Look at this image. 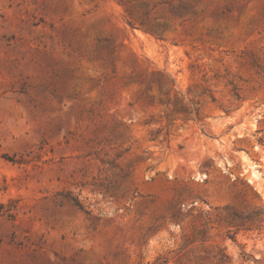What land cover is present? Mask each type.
Returning a JSON list of instances; mask_svg holds the SVG:
<instances>
[{"label": "rangeland", "instance_id": "374dc122", "mask_svg": "<svg viewBox=\"0 0 264 264\" xmlns=\"http://www.w3.org/2000/svg\"><path fill=\"white\" fill-rule=\"evenodd\" d=\"M0 264H264V0H0Z\"/></svg>", "mask_w": 264, "mask_h": 264}, {"label": "bare ground", "instance_id": "6f19581e", "mask_svg": "<svg viewBox=\"0 0 264 264\" xmlns=\"http://www.w3.org/2000/svg\"><path fill=\"white\" fill-rule=\"evenodd\" d=\"M251 168L254 170V176H255L256 178H259L258 171L256 170L257 165H251ZM251 182H252V180H251Z\"/></svg>", "mask_w": 264, "mask_h": 264}]
</instances>
